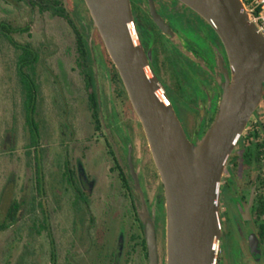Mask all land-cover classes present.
I'll use <instances>...</instances> for the list:
<instances>
[{
  "label": "flooded vegetation",
  "instance_id": "af4514ba",
  "mask_svg": "<svg viewBox=\"0 0 264 264\" xmlns=\"http://www.w3.org/2000/svg\"><path fill=\"white\" fill-rule=\"evenodd\" d=\"M13 1L49 13L70 28L75 65L82 76L87 110L93 121L92 131L99 135L104 155L110 162L111 192L105 220L113 205L119 214L128 204L129 211L121 212L119 218L130 215L137 222L127 227L120 220L114 250L107 253L110 225L104 222L96 227L89 210L95 182L67 159L63 163L62 182L74 195L73 233L77 244L87 240L92 249H97H93L91 264H120L123 250L128 249L126 254L130 255L135 248L143 251L148 264L138 215L146 216L153 224L157 246L159 231L165 236L163 186L142 127L83 0H77L72 8L76 18L71 17L65 0ZM129 4L132 27L145 54L148 71L160 86L186 140L197 148L219 110L225 86L230 81L223 44L199 15L177 0H129ZM92 95L95 108L90 102ZM260 109L264 113V92L251 117L257 116ZM65 110L60 112L62 144L72 142L75 136ZM250 120L221 175L220 234L214 264H264V154L257 159L255 152L258 145L264 146V130L245 135ZM85 215L91 225L84 226ZM128 233L132 234L126 239Z\"/></svg>",
  "mask_w": 264,
  "mask_h": 264
},
{
  "label": "rangeland",
  "instance_id": "374dc122",
  "mask_svg": "<svg viewBox=\"0 0 264 264\" xmlns=\"http://www.w3.org/2000/svg\"><path fill=\"white\" fill-rule=\"evenodd\" d=\"M76 1L65 0L72 18H76L72 12ZM0 22L24 30L13 33L11 38L19 45H30L38 55L32 76L38 86L34 121L39 133L38 146L33 147L24 111V91L16 72L21 52L0 36V225L11 203L18 204L15 223L0 231V264H91L96 248L92 249L87 240L77 244L73 233L74 195L62 182L63 163L67 159L95 182L89 210L96 227L104 222L110 225L107 253L114 250L120 220L127 227L137 222L130 215L119 218L121 212L129 211L128 204L119 214L113 205L105 220L111 192L110 162L104 155L99 135L92 131L86 91L75 65L71 30L63 20L13 0H0ZM63 107L75 136L72 142L62 144ZM263 114L260 109L257 116L251 117L245 135L264 130ZM37 174L43 177L39 188L35 185ZM83 219L84 226L92 224L86 215ZM50 239L55 263L50 259ZM157 250L158 264H165V236L161 230ZM126 252L128 249L123 250L120 264H146L140 248L130 251V255Z\"/></svg>",
  "mask_w": 264,
  "mask_h": 264
},
{
  "label": "water",
  "instance_id": "95a60500",
  "mask_svg": "<svg viewBox=\"0 0 264 264\" xmlns=\"http://www.w3.org/2000/svg\"><path fill=\"white\" fill-rule=\"evenodd\" d=\"M199 15L225 49L230 81L197 148L185 138L132 27L129 0H83L142 127L165 198V264H214L224 166L264 92V37L242 0H177ZM143 225L148 264H158L153 224Z\"/></svg>",
  "mask_w": 264,
  "mask_h": 264
},
{
  "label": "trees",
  "instance_id": "16d2710c",
  "mask_svg": "<svg viewBox=\"0 0 264 264\" xmlns=\"http://www.w3.org/2000/svg\"><path fill=\"white\" fill-rule=\"evenodd\" d=\"M17 1H24V0H17ZM24 30H19L17 28L13 29L10 25H8L5 22H0V36L4 38L8 44H10L15 50H18L21 52L20 56L18 57V61L16 64V72L18 75V78L20 80V83L22 85L23 91H24V111L26 116V123L29 128L31 138H32V145L33 147L38 146V140H39V133L37 125L34 121V115L37 107V101H38V86L37 83L34 81L33 78V71L35 68V65L38 61V55L36 51L28 44L19 45L16 42L13 41L11 38V35L13 33L23 32ZM94 95L91 96V106L96 107L95 101H94ZM257 159L260 155L264 154V146L258 145L255 149ZM41 186L43 183V177L42 175L39 176L36 175V187L39 188L40 181ZM18 212V204L16 202H12L6 216L3 220V222L0 225V231L8 228L9 226L13 225L16 220ZM51 252V261L52 263H55V250L53 246V242L50 239L49 241Z\"/></svg>",
  "mask_w": 264,
  "mask_h": 264
},
{
  "label": "built area",
  "instance_id": "2783aa9c",
  "mask_svg": "<svg viewBox=\"0 0 264 264\" xmlns=\"http://www.w3.org/2000/svg\"><path fill=\"white\" fill-rule=\"evenodd\" d=\"M248 23L253 25L256 34L264 37V0H242Z\"/></svg>",
  "mask_w": 264,
  "mask_h": 264
}]
</instances>
